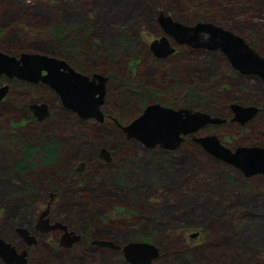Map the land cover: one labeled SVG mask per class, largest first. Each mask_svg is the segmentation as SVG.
Returning a JSON list of instances; mask_svg holds the SVG:
<instances>
[{
	"label": "rangeland",
	"instance_id": "1",
	"mask_svg": "<svg viewBox=\"0 0 264 264\" xmlns=\"http://www.w3.org/2000/svg\"><path fill=\"white\" fill-rule=\"evenodd\" d=\"M161 11L186 24L195 23L201 11L206 21L233 29L264 53V0H0V49L17 56L52 55L50 27L85 22L92 30L86 41L89 51L117 57L113 61L119 78L130 71L128 60L140 57L132 84L147 92L144 106L176 101L178 107L225 117L233 99L264 102V81L239 74L217 52L183 46L171 59L154 63L146 45L163 35L157 22ZM99 55L92 62L109 66L110 58ZM106 70L102 73L109 75ZM13 82L24 81L11 82L17 92L26 90L35 97L41 92L36 99L50 107L49 117L38 123L28 111L34 101L25 106L11 93L0 103V235L20 252L26 242L17 227L38 232L39 243L28 248L29 264H130L122 250L93 241L123 246L145 241L144 236H151L147 242L160 249L154 264H264V175L246 177L192 138L177 150L146 148L110 121L85 124L50 89ZM119 82L111 80L109 91L123 106L130 100ZM141 105H132L128 118L136 117L132 112L142 111ZM110 107L107 102L104 111L111 113ZM207 133L218 135L231 148L264 147L261 116L251 123L213 125L194 135ZM49 138L59 147L54 161L50 151L41 149ZM25 142L38 149L28 167L22 162L21 170L16 165ZM102 148L109 151L110 160L100 157ZM48 204L49 218L79 236L71 246L59 244L63 230L37 231ZM193 232L199 236L192 238ZM0 264H6L2 258Z\"/></svg>",
	"mask_w": 264,
	"mask_h": 264
},
{
	"label": "water",
	"instance_id": "2",
	"mask_svg": "<svg viewBox=\"0 0 264 264\" xmlns=\"http://www.w3.org/2000/svg\"><path fill=\"white\" fill-rule=\"evenodd\" d=\"M157 21L164 35L150 42L149 47L157 58H166L176 52L169 37L179 45L193 49L219 51L226 55L232 66L245 75H256L264 81V55H261L246 38L235 31L211 21H197L186 24L174 19L161 11ZM19 79L31 83L42 82L55 90L62 105L77 113L82 118H94L103 122L105 113L102 106L107 97V81L109 77L95 72L92 76L81 73L63 58L36 53L21 52L18 56L0 50V76ZM9 91V85L0 87V100ZM30 109L41 121L49 114L47 103H32ZM234 113L232 121L245 124L253 119L260 107L255 105L231 104ZM227 118L213 115L190 107L174 108L160 102L148 104L143 113L128 124L121 125L122 131L130 140H137L146 148L157 146L166 150H177L185 136L191 135L207 152L219 160L240 169L246 177L264 174V147L239 146L232 149L222 143L216 134L195 136L194 134L208 124H223ZM100 157L110 160V153L102 148ZM50 204L42 210L37 230L50 232L61 229L64 231L60 244L71 246L79 236L68 229L60 221L51 222L49 218ZM16 231L26 242L27 247L38 242L37 237L25 226L17 227ZM199 232H193L192 238H197ZM93 244L107 246L123 251L125 259L130 264H154L160 256L157 245L147 241H132L126 245H116L113 241L95 240ZM18 249L0 235V258L6 264H29L28 248Z\"/></svg>",
	"mask_w": 264,
	"mask_h": 264
},
{
	"label": "trees",
	"instance_id": "3",
	"mask_svg": "<svg viewBox=\"0 0 264 264\" xmlns=\"http://www.w3.org/2000/svg\"><path fill=\"white\" fill-rule=\"evenodd\" d=\"M92 15V13H88L87 15ZM204 14L200 11L196 13V22L200 21V20H208ZM93 21V20H92ZM66 26H63L62 24H58L56 23V25H52L50 27V29H52L51 31L54 32V50L52 52L53 56H57L60 58H63L65 60H67L72 66H74L77 70H80L82 72H91L93 70H98V71H103V69H107L105 72L108 73L112 80L115 79H119V83L117 86H119V88H123L125 91L123 93V95L125 94L126 97L128 96V100H130V102L127 104V102H125V104L123 106H120L116 100H114L113 98V91H109V98H108V103L110 104V109H111V113L113 115H116L118 117V119L122 122V123H126L130 120V118H128V111L132 110V105H134L135 103H140L141 105V109L144 107V100L148 99V95L147 92H145L142 87H140L138 84L137 85H133V69L136 66V64L138 63V61L140 60V57H134L130 60H128L127 67L128 69H130V71L128 72L127 76H124L123 78H119L118 74L116 72L115 69V65L116 63L113 61V59L117 58L115 56H112V54L110 52L105 53V54H96L93 53L91 54V50L89 51V45L90 43L86 42L89 35H91V29L87 28V24H85V22H82L79 24H72L71 22H65ZM85 24V25H84ZM220 24V23H218ZM62 26V27H60ZM91 26L93 27V23L91 22ZM226 27V26H225ZM91 33V34H90ZM89 44V45H88ZM147 47V45H146ZM100 56V58L102 59H106L107 58L109 60V66L107 65H102L99 63V65H97V63L92 62L93 58L92 57H97ZM151 59L152 61L155 63H159V60L154 58L152 56V54L150 53ZM107 68H106V67ZM132 74V75H131ZM13 83H19L21 85H24V87H29V86H33L36 89H45L48 90L49 87H47L46 85H42V84H31L28 82H13ZM116 86V87H117ZM12 88V93L13 96H15L16 100H21L26 102L25 106H27V103L29 102V100L35 101L37 100L36 98L39 97L41 95V92L37 93L40 94L37 97H35L34 95H30L27 92H25L26 90H24L23 92H20L22 94V96H19L17 92H15L14 86L11 85ZM111 92V95H110ZM17 94V95H16ZM118 94L120 95L121 93L118 92ZM123 95L121 96V101L123 98ZM151 95V94H150ZM116 98H118L117 94H116ZM120 98V97H119ZM120 100V99H118ZM124 100V99H123ZM148 102L151 100H147ZM141 112L137 111V112H132L135 113V115L139 114ZM213 113H215V111H211ZM31 121H36L35 117H31L30 118ZM56 141L54 139L49 138L46 142H44L41 146V149L43 151H50L51 154L53 155V158H57L59 156V147L57 146V143H55ZM23 158L21 160V162H19L16 166L21 169L24 170L25 166L23 165V161H26V167H28L30 162V159L33 157V155L35 154V152L37 151L38 147L35 146V144L29 143V142H25L23 144ZM51 158V156H50ZM48 158V159H50ZM55 158L52 160L54 161ZM24 159V160H23ZM47 159V160H48ZM71 170V168H70ZM124 213L125 214H129L127 211H125L124 209ZM134 214V213H133ZM156 225H162V224H158L156 223ZM140 239V238H139ZM142 239H145V241H151L152 237L151 236H144L142 237Z\"/></svg>",
	"mask_w": 264,
	"mask_h": 264
},
{
	"label": "flooded vegetation",
	"instance_id": "4",
	"mask_svg": "<svg viewBox=\"0 0 264 264\" xmlns=\"http://www.w3.org/2000/svg\"><path fill=\"white\" fill-rule=\"evenodd\" d=\"M166 13V12H165ZM168 14V13H167ZM200 21H206V20H200ZM158 22V21H157ZM159 24V23H158ZM159 26H160V24H159ZM225 27V26H224ZM160 28H161V26H160ZM226 28H228V27H226ZM162 29V28H161ZM229 29H231V28H229ZM231 30H233V29H231ZM163 31V30H162ZM237 33V32H236ZM165 33H164V31H163V35H164ZM239 34V33H238ZM162 35V36H163ZM161 37V36H160ZM159 37V38H160ZM169 39H170V41H171V43H172V45L173 46H175V48H176V52L174 53V54H172V55H170V56H168V57H166V58H162V59H160V58H157L154 54H153V52L151 51V49H150V47H149V44H147V46H148V50H149V52L152 54V56L154 57V58H156V59H158V60H166V59H171L172 57H174L175 55H177L178 54V47H183V46H185L186 48H189V49H193V48H191V47H189V46H186V45H179V44H177V43H175V41L171 38V37H169ZM248 42V41H247ZM249 44L251 45V46H253L261 55H264V53H261L252 43H250L249 42ZM180 49V48H179ZM1 50V49H0ZM205 50V49H204ZM205 51H207V52H209V51H211V50H205ZM211 52H217V53H219V54H222L224 57H225V59H227V61H228V63L232 66V64H231V62L229 61V59L226 57V55L225 54H223L222 52H219V51H211ZM53 56V55H52ZM57 57V56H56ZM60 58V57H59ZM70 64V63H69ZM72 66V65H71ZM72 67H74V66H72ZM75 68V67H74ZM136 68V67H135ZM232 68L234 69V70H236L239 74H241V75H245V74H243V73H241V72H239L237 69H235L233 66H232ZM76 69V68H75ZM77 70V69H76ZM78 71H80V70H78ZM81 73H84V74H88V75H90V76H92V74L93 73H95V72H98V73H102V71H98V70H93V71H91V72H82V71H80ZM103 75H105L104 73H102ZM108 77H109V80L107 81V97H106V101H105V104L102 106V110H103V112L105 113V117H104V120H103V122H99L98 120H96V119H94V118H87V119H85V118H82V117H80L77 113V115L80 117V119L86 124H88L89 123V121L90 120H94L97 124H107V122L108 121H110L112 124H114V125H116L118 128H121V125H124V124H128L129 122H131L132 120H134L135 118H137L139 115H141V113L144 111V109H145V107L148 105V104H150V102L146 105V106H144L143 107V110L136 116V117H134V118H132V119H130L128 122H126V123H122L119 119H118V117L116 116V115H113L112 113H106L105 111H104V106L106 105V103L108 102V98H109V82L112 80V78H111V76L110 75H107ZM14 79H16V78H14ZM14 79H10V78H8L6 75H2V76H0V87L1 86H3V85H5V84H8L9 85V91H8V93L4 96V98L2 99V100H0V103L1 102H4L7 98H8V96H9V98H11V93H12V88H11V82L14 80ZM17 80H19V79H17ZM19 81H23V80H19ZM24 82H27V81H24ZM28 83H31V82H28ZM31 84H35V85H38V84H42V85H46V84H44V83H42V82H39V83H31ZM47 87H49L48 85H46ZM49 89L51 90V91H54L55 93H56V96H57V99L58 100H60V102H61V99H60V96H59V94L55 91V90H53L51 87H49ZM15 92H17V91H15ZM17 93H20V92H17ZM185 96H188V94H185ZM234 100V99H233ZM233 100H231L230 102V104H229V113L225 116V117H223V118H227L228 120H227V122H225V123H223V124H208L206 127H204L203 129H201V130H204L205 128H208V127H210V126H213V125H218V126H224V125H229V124H233V123H239V122H237V121H232L231 119L233 118V116H234V113H233V111H232V109H231V104H233V103H238V104H242V105H255V106H258V107H260V110L258 111V113H257V115L253 118V119H251L249 122L251 123V121L252 120H254L255 118H257V117H259V116H261L262 117V119H264V102H261V101H258L256 104H249V103H247V104H243V102L240 100V99H236L235 101H233ZM240 101V102H239ZM35 102H37V103H41V102H38V100H36V101H34V102H31L30 104H32V103H35ZM156 102H159V101H156ZM242 102V103H241ZM161 103V102H160ZM30 104L28 105L29 106V113H30V115H31V117L33 116V117H35V115L33 114V112L31 111V109H30ZM161 104H163V103H161ZM174 104V105H173ZM163 105H165V104H163ZM49 106V105H48ZM165 106H171V107H174V108H179L178 107V105H177V102L175 101L174 103H172V105H165ZM226 106V107H227ZM180 107H188V106H180ZM191 108H193V107H191ZM49 112H50V107H49ZM50 115V114H49ZM49 115L47 116V117H49ZM214 115V114H213ZM216 116H218V115H216ZM36 118V117H35ZM45 119H47V118H45ZM45 119L44 120H41V121H39L37 118H36V121L38 122V123H42V122H44L45 121ZM248 123V122H247ZM239 124H241V123H239ZM201 130H199V131H201ZM198 131V132H199ZM197 133V132H196ZM207 134H214V133H207ZM207 134H205V135H207ZM201 136H203V135H201ZM188 138H192V136L191 135H187V136H185V140L186 139H188ZM185 140L183 141V143L185 142ZM221 141H222V139H221ZM222 143L223 144H225L226 146H228L224 141H222ZM229 147V146H228ZM231 148V147H230ZM232 149H235V148H232ZM80 166L82 167V166H86V163L85 162H80ZM74 171H77L76 170V168L74 169V168H72ZM262 175H264V174H262ZM252 177V176H251ZM51 222H54L52 219H51ZM31 231V233L32 234H34L36 237H37V233L38 232H35L34 230H30ZM37 231H39V230H37ZM56 231H62L61 229H56V230H52V231H50V232H44L43 234H49V233H52V232H56ZM63 233V232H62ZM63 236V235H62ZM37 239H38V237H37ZM60 240V239H59ZM39 243V241L36 243V244H38ZM59 244H60V241H59ZM61 245V244H60ZM26 247H27V245H26ZM27 248H29V247H27ZM66 249H69V248H66Z\"/></svg>",
	"mask_w": 264,
	"mask_h": 264
}]
</instances>
